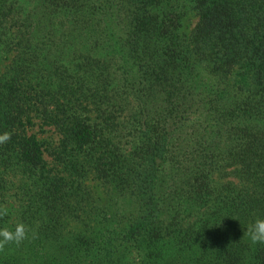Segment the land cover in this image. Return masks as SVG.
<instances>
[{"label":"trees","instance_id":"trees-1","mask_svg":"<svg viewBox=\"0 0 264 264\" xmlns=\"http://www.w3.org/2000/svg\"><path fill=\"white\" fill-rule=\"evenodd\" d=\"M3 61L0 264H264V0H0Z\"/></svg>","mask_w":264,"mask_h":264},{"label":"clouds","instance_id":"clouds-1","mask_svg":"<svg viewBox=\"0 0 264 264\" xmlns=\"http://www.w3.org/2000/svg\"><path fill=\"white\" fill-rule=\"evenodd\" d=\"M11 139V133L4 132L0 134V145L7 143ZM8 215V209L0 206V218ZM30 230L27 226L20 222L15 224L14 228H0V252H3L6 246L15 244L19 246L25 240H28ZM245 235L249 238L253 245H264V217H256L250 221L246 227ZM31 238L35 239V233L31 234Z\"/></svg>","mask_w":264,"mask_h":264},{"label":"rangeland","instance_id":"rangeland-1","mask_svg":"<svg viewBox=\"0 0 264 264\" xmlns=\"http://www.w3.org/2000/svg\"><path fill=\"white\" fill-rule=\"evenodd\" d=\"M244 18L247 20V22L249 21L250 17L248 16H244ZM197 20V16L195 14L194 11H191V12H187L186 16L182 19L181 21V27L180 28H184L185 31H188L190 28L193 27V25L195 24ZM5 63V61L1 62L0 63V70H1V66ZM33 122L38 124V120L37 119H33ZM37 131V125L34 126L32 129H31V132H36ZM51 132L50 131H47V132H44V133H37L36 132V135L39 139H42V138H51V136H53L52 134H50ZM53 139H55L54 137H52ZM89 186L93 192V194L95 195V197H99V198H102L103 196V193H102V188L97 184V182H94V181H90L89 182ZM97 202L100 204L101 201L98 199Z\"/></svg>","mask_w":264,"mask_h":264}]
</instances>
